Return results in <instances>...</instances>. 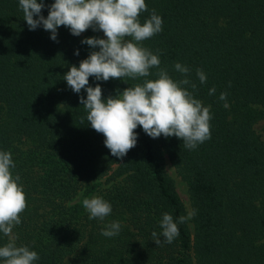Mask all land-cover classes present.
<instances>
[{
	"label": "trees",
	"instance_id": "1",
	"mask_svg": "<svg viewBox=\"0 0 264 264\" xmlns=\"http://www.w3.org/2000/svg\"><path fill=\"white\" fill-rule=\"evenodd\" d=\"M145 2L141 23L155 9L163 25L143 46L160 50V68L174 80L184 78L175 63L190 69L195 98L210 106L211 138L189 150L175 136L153 139L138 126L136 146L120 159L88 123L80 104L86 91L77 94L64 80L92 51L81 41L103 32L74 36L60 26L53 41L43 26L29 30L19 0H0V151L12 153L27 199L13 228L16 244L38 253L33 264H264V141L254 129L264 123V0ZM157 71L126 82L89 77V85L99 83L107 99ZM165 162L185 186L187 207ZM79 194L102 197L111 214L89 219L74 203ZM193 209L179 236L157 246L152 233L162 232L163 214L176 222ZM112 221L120 233L101 235ZM8 239L0 233V246Z\"/></svg>",
	"mask_w": 264,
	"mask_h": 264
},
{
	"label": "clouds",
	"instance_id": "2",
	"mask_svg": "<svg viewBox=\"0 0 264 264\" xmlns=\"http://www.w3.org/2000/svg\"><path fill=\"white\" fill-rule=\"evenodd\" d=\"M19 7L29 30L43 26L51 33L53 41H57L60 26L68 28L74 36H80L89 28L103 32L106 38L93 36L81 41L92 51L78 67H70L64 80L73 92L86 91V99L80 96V104L86 109V119L91 127L104 135V144L112 156L122 159L136 146L138 126L153 139L161 135L165 138L175 136L189 150L211 138L210 106H204L195 98L193 93L197 86L188 78L190 69L175 63L174 69L184 78L174 80L167 69L160 68V50L153 54L143 46L142 42L160 33L163 25L162 17L155 9L141 23V13L148 11L145 0H54L51 5H45L43 0H19ZM45 7L49 9L46 18L41 14ZM75 54L79 55V50ZM153 68L158 69L155 73L158 78L144 79L122 92L118 90L115 96L110 95L107 99L102 98L99 83L95 87L89 85V77L105 82L147 78ZM196 75L201 84L206 83L203 69H197ZM215 91V87L211 88L209 95ZM226 98L227 93L222 92L219 99ZM13 168L12 153L0 151V233L9 238L4 246H0V260L2 264H33L39 259L38 253L26 245L17 246V237L13 234V228L21 223L20 214L27 208L20 176H13ZM82 205L89 213V219L104 220L112 212V205L100 196L85 198ZM195 214L193 209L174 222L173 216L165 212L160 221L162 232L154 231L153 241L157 246L171 244L180 234L178 224L185 223ZM121 227L119 221H112L105 225L101 235L114 237Z\"/></svg>",
	"mask_w": 264,
	"mask_h": 264
},
{
	"label": "rangeland",
	"instance_id": "3",
	"mask_svg": "<svg viewBox=\"0 0 264 264\" xmlns=\"http://www.w3.org/2000/svg\"><path fill=\"white\" fill-rule=\"evenodd\" d=\"M101 38H106L104 37V34L101 35ZM264 123L260 122L254 126V129L256 130L258 136L260 135V140L264 141V132L261 130L263 127ZM165 171L166 173L170 176V178L173 180L176 192L180 198V200L184 203V205L187 207L188 206V200L186 196V190L184 184L179 180V178L175 175L173 169L168 165V163L165 162ZM93 195H84V194H79V196L75 199L74 203L79 204L83 211L88 213L87 210L83 207L82 201L85 198H92ZM121 223L125 225V217L122 216Z\"/></svg>",
	"mask_w": 264,
	"mask_h": 264
}]
</instances>
